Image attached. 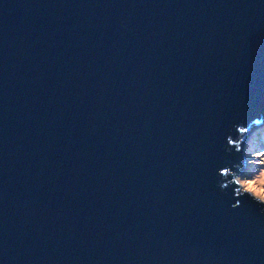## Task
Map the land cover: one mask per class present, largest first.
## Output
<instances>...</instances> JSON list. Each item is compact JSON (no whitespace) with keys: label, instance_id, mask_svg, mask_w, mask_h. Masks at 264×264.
I'll return each mask as SVG.
<instances>
[{"label":"water","instance_id":"obj_1","mask_svg":"<svg viewBox=\"0 0 264 264\" xmlns=\"http://www.w3.org/2000/svg\"><path fill=\"white\" fill-rule=\"evenodd\" d=\"M253 119L264 0H0V264H264Z\"/></svg>","mask_w":264,"mask_h":264},{"label":"clouds","instance_id":"obj_2","mask_svg":"<svg viewBox=\"0 0 264 264\" xmlns=\"http://www.w3.org/2000/svg\"><path fill=\"white\" fill-rule=\"evenodd\" d=\"M225 150L242 154L244 170H241L240 163L227 161L226 166L218 172V186L222 191L234 189L233 209L242 207L247 198L264 215V123L260 119H253L235 125L226 138Z\"/></svg>","mask_w":264,"mask_h":264}]
</instances>
